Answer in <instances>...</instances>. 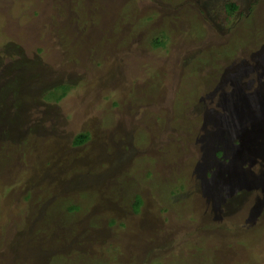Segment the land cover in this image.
Returning <instances> with one entry per match:
<instances>
[{
	"label": "rangeland",
	"instance_id": "rangeland-1",
	"mask_svg": "<svg viewBox=\"0 0 264 264\" xmlns=\"http://www.w3.org/2000/svg\"><path fill=\"white\" fill-rule=\"evenodd\" d=\"M0 264H264V0H0Z\"/></svg>",
	"mask_w": 264,
	"mask_h": 264
},
{
	"label": "trees",
	"instance_id": "trees-1",
	"mask_svg": "<svg viewBox=\"0 0 264 264\" xmlns=\"http://www.w3.org/2000/svg\"><path fill=\"white\" fill-rule=\"evenodd\" d=\"M236 11H240L239 4L236 1H228L223 5V10H222L223 13L222 14H224L226 16L227 20H229V18H231L235 14ZM152 43L155 47H164L166 44L165 34L162 32L159 37H156L153 40ZM69 92H70V86L62 85L59 87L57 86V87L53 88V90L49 91V96L51 98L55 99L56 101H59L60 98L66 96L67 93H69ZM89 138H90V134L88 132H80L79 134H77L74 137L72 143L74 145H83L84 143H86L89 140ZM217 154L220 155L221 152L219 151ZM141 202H142L141 196L137 195L135 207L139 206V204H141ZM73 208H76V207H73Z\"/></svg>",
	"mask_w": 264,
	"mask_h": 264
}]
</instances>
